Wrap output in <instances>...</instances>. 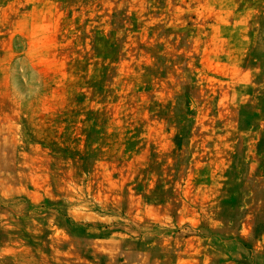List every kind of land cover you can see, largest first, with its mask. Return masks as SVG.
I'll return each instance as SVG.
<instances>
[{
	"label": "rangeland",
	"instance_id": "rangeland-1",
	"mask_svg": "<svg viewBox=\"0 0 264 264\" xmlns=\"http://www.w3.org/2000/svg\"><path fill=\"white\" fill-rule=\"evenodd\" d=\"M0 264H264V0H0Z\"/></svg>",
	"mask_w": 264,
	"mask_h": 264
}]
</instances>
